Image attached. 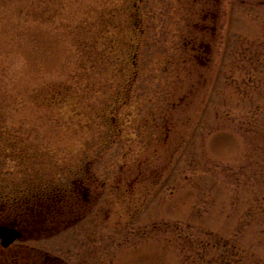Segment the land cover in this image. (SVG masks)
Returning a JSON list of instances; mask_svg holds the SVG:
<instances>
[{
    "label": "rangeland",
    "instance_id": "374dc122",
    "mask_svg": "<svg viewBox=\"0 0 264 264\" xmlns=\"http://www.w3.org/2000/svg\"><path fill=\"white\" fill-rule=\"evenodd\" d=\"M220 2L203 42L194 0H0V195L96 200L21 256L264 264V5Z\"/></svg>",
    "mask_w": 264,
    "mask_h": 264
},
{
    "label": "flooded vegetation",
    "instance_id": "af4514ba",
    "mask_svg": "<svg viewBox=\"0 0 264 264\" xmlns=\"http://www.w3.org/2000/svg\"><path fill=\"white\" fill-rule=\"evenodd\" d=\"M194 3L197 7H195V9L192 7L191 9L193 11H191V13H195L194 15L199 18V22L191 24V27H194L200 34V41H216L218 27L215 23L212 24L211 20L215 21L219 17L218 6L221 5L220 0H194ZM257 3L264 5V0H257ZM186 8L188 7H185V9ZM231 9L232 8L229 10ZM188 12H190V10ZM208 23H210V25ZM250 25L251 23L248 24V26ZM257 25L261 26L259 24ZM184 40L195 41L193 36H191L190 40L187 38ZM195 46L196 45H190L192 51L196 48ZM83 180L84 179H78L73 181L71 189L69 187H62L61 190L64 192H61V194H37L38 202L32 204L35 208L30 209L32 216L29 218L25 215L20 216L23 211H19L20 213L18 212V215H13L12 210L3 211V217L0 215V226L14 228L20 233V237L6 247L1 245L0 240V264H75L73 259H65L57 254H51L48 250L43 248H37L42 257H35V259L29 262L31 258H24V255L21 256V253L16 252L14 249L18 245H23L25 240L32 234H35L36 239L40 240L71 229H73L72 236L80 233L79 231L82 230V227L81 230H77L78 225L86 223V212L89 210V207L91 209L92 206L96 204V200L92 201L90 193V182L92 180H84V182L87 183H84ZM50 190L54 192L53 188H50ZM82 192L81 198L80 193ZM80 207L82 209H80Z\"/></svg>",
    "mask_w": 264,
    "mask_h": 264
},
{
    "label": "trees",
    "instance_id": "16d2710c",
    "mask_svg": "<svg viewBox=\"0 0 264 264\" xmlns=\"http://www.w3.org/2000/svg\"><path fill=\"white\" fill-rule=\"evenodd\" d=\"M134 77H135V74H134ZM133 80V79H132ZM42 191V190H41ZM40 191V192H41ZM1 192V191H0ZM61 192H64V191H62L61 189H57L54 193H58V194H61ZM29 193H31L30 191H29ZM41 193H43V192H41ZM37 194V193H36ZM44 194V193H43ZM27 197H29V198H27V199H25V200H23V201H21V200H12V201H10L8 198L6 199V198H4L3 197V195L1 196L0 195V215H1V217H3V211H5L6 212V210L8 211V210H12V214L13 215H15V214H17L19 211H23V213L20 215V216H23V215H25V216H27L28 218L30 217V216H32V213H31V211H30V209H34L35 208V206L33 205L32 206V204L33 203H36L37 202V200H33V199H31V198H33V196L32 195H30V196H27ZM31 201H30V200ZM20 213V212H19ZM18 215V214H17Z\"/></svg>",
    "mask_w": 264,
    "mask_h": 264
},
{
    "label": "water",
    "instance_id": "95a60500",
    "mask_svg": "<svg viewBox=\"0 0 264 264\" xmlns=\"http://www.w3.org/2000/svg\"><path fill=\"white\" fill-rule=\"evenodd\" d=\"M20 237V233L14 228L0 226V239L3 247L8 246L15 239Z\"/></svg>",
    "mask_w": 264,
    "mask_h": 264
}]
</instances>
